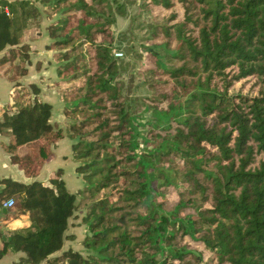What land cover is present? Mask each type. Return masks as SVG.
<instances>
[{
    "label": "trees",
    "instance_id": "16d2710c",
    "mask_svg": "<svg viewBox=\"0 0 264 264\" xmlns=\"http://www.w3.org/2000/svg\"><path fill=\"white\" fill-rule=\"evenodd\" d=\"M146 2L154 20L143 40L154 55L168 51L145 70L149 92L136 96L125 92L126 61L113 53L125 1L0 0V72L19 85L48 17L46 47L68 117L65 130L56 126L38 85L16 88L0 132L11 133L9 148L32 151L12 158L35 176L67 134L84 179L71 191L61 168L49 183L0 178V195L30 219L0 256L10 246L25 252L22 264L40 262L82 211L87 254L68 248L52 264H264V0ZM238 81L248 91L230 92Z\"/></svg>",
    "mask_w": 264,
    "mask_h": 264
},
{
    "label": "crops",
    "instance_id": "0c3cea01",
    "mask_svg": "<svg viewBox=\"0 0 264 264\" xmlns=\"http://www.w3.org/2000/svg\"><path fill=\"white\" fill-rule=\"evenodd\" d=\"M117 20L115 21L117 23ZM49 22L48 17L41 20L42 34L36 39L31 40L32 49L30 52V63L26 74L19 79V85L7 79L0 72V118L6 109H14V92L19 86H28L30 83L38 85L39 96L52 104L51 122L56 126L66 129L68 120L63 111L65 103L59 86V78L56 74V65L58 60L53 57V50L46 47L49 37L45 33V26ZM2 51H0V55ZM30 98L34 95L30 94ZM12 138L11 133L0 132V178L10 177L20 181H30L33 178L49 183L50 173L57 168L62 169V177L67 188L76 191L84 183L82 175L75 171L77 161L72 158L71 143L72 139L65 134L52 144L53 157L46 160L41 165L35 176L28 175L24 168L12 158L13 154L22 155L25 152L31 153L29 145H17L13 149L7 145ZM0 183V190L3 188ZM0 199V247L6 240L11 239V232L16 229L27 227L30 224L28 212L15 213L14 206L8 207L3 204L7 199L5 192H2ZM0 195V197H1ZM82 211H74L68 218L67 228L62 247L51 253L47 258L42 259L36 264H52L50 257L60 254L63 250L72 248L80 251L82 254L87 253L83 246L82 240L87 232L85 223L81 222ZM2 235H5L2 238ZM10 237V238H9ZM25 256L22 250L7 247L6 251L0 256V264H22L20 261Z\"/></svg>",
    "mask_w": 264,
    "mask_h": 264
},
{
    "label": "rangeland",
    "instance_id": "374dc122",
    "mask_svg": "<svg viewBox=\"0 0 264 264\" xmlns=\"http://www.w3.org/2000/svg\"><path fill=\"white\" fill-rule=\"evenodd\" d=\"M125 1V14H118L117 23L112 24V29L115 35L116 42L120 43L121 47L115 46L114 49L122 50V55L125 62V69L121 73V78L124 81V90L128 95H142L148 91L146 85L143 83L145 77V70L158 64V59L165 61L167 51L164 47H154L159 57L149 51L146 41L143 40L146 31H148L149 23L154 20L149 12L150 5H147L146 0H123ZM59 15V14H58ZM247 82L238 81L230 87V92L234 91H248ZM247 87V88H246ZM134 107L138 116L141 114V121L149 117V111H142L141 99L136 100ZM138 128H142L141 125ZM145 128H143L144 132ZM140 146L145 143L141 137H138ZM146 145V143H145ZM174 187H171L172 191ZM174 199V197H173ZM86 249V248H85ZM87 254V253H86ZM85 254V255H86ZM208 259V258H207ZM209 260V259H208ZM61 264H69L66 260H62Z\"/></svg>",
    "mask_w": 264,
    "mask_h": 264
},
{
    "label": "built area",
    "instance_id": "2783aa9c",
    "mask_svg": "<svg viewBox=\"0 0 264 264\" xmlns=\"http://www.w3.org/2000/svg\"><path fill=\"white\" fill-rule=\"evenodd\" d=\"M113 53L115 56H120L122 55L123 52L120 49L119 50L113 49ZM3 204L8 207L14 206L15 205L14 197L13 196L7 197V199L3 202Z\"/></svg>",
    "mask_w": 264,
    "mask_h": 264
},
{
    "label": "water",
    "instance_id": "95a60500",
    "mask_svg": "<svg viewBox=\"0 0 264 264\" xmlns=\"http://www.w3.org/2000/svg\"><path fill=\"white\" fill-rule=\"evenodd\" d=\"M5 237V235H2V238H4ZM10 238V237H9Z\"/></svg>",
    "mask_w": 264,
    "mask_h": 264
}]
</instances>
